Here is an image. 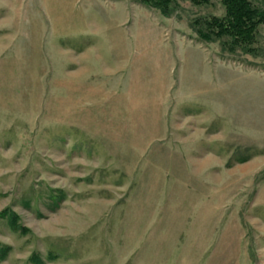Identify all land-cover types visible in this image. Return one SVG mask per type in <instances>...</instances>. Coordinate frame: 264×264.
I'll use <instances>...</instances> for the list:
<instances>
[{
    "label": "rangeland",
    "instance_id": "1",
    "mask_svg": "<svg viewBox=\"0 0 264 264\" xmlns=\"http://www.w3.org/2000/svg\"><path fill=\"white\" fill-rule=\"evenodd\" d=\"M180 11L0 0V264H264V25Z\"/></svg>",
    "mask_w": 264,
    "mask_h": 264
},
{
    "label": "trees",
    "instance_id": "2",
    "mask_svg": "<svg viewBox=\"0 0 264 264\" xmlns=\"http://www.w3.org/2000/svg\"><path fill=\"white\" fill-rule=\"evenodd\" d=\"M157 10L165 17H174L185 4L209 6L212 0H137ZM224 13L194 16L188 25L197 38L208 44H217L229 55L259 57L260 28L264 25V0H221ZM180 14V13H179ZM10 223L17 229L19 215L11 212Z\"/></svg>",
    "mask_w": 264,
    "mask_h": 264
}]
</instances>
